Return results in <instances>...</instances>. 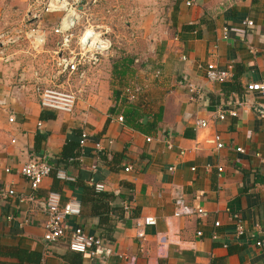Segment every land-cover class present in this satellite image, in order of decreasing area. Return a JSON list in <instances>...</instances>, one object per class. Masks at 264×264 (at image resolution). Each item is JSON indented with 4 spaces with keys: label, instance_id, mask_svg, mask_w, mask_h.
Here are the masks:
<instances>
[{
    "label": "crops",
    "instance_id": "crops-1",
    "mask_svg": "<svg viewBox=\"0 0 264 264\" xmlns=\"http://www.w3.org/2000/svg\"><path fill=\"white\" fill-rule=\"evenodd\" d=\"M162 1L142 34L144 65L134 74L139 82L131 84L145 86L144 95L132 103L125 100L129 106L119 100L96 109L83 102L85 95L73 114L42 110L30 85L14 86L21 69L31 80L37 61L19 52L14 65L0 63L14 116L10 124L0 112V187L26 198L55 193L61 204L78 203L80 215L68 220L69 228L80 227L103 241L94 257L70 252L67 238L46 249V214L29 201L10 198L0 202V264H126L129 258L140 264H264V163L256 156H264V119L258 112L264 100L245 88L264 80V0H196L191 7L186 0ZM24 3L0 0V31L37 8ZM11 15L17 18L9 20ZM246 20L253 25H244ZM43 23L49 32V18ZM210 63L228 70L230 80L209 82ZM157 70L161 77L155 79ZM188 84L200 95L190 93ZM232 110L237 117L228 115ZM200 120L207 122L205 128L196 127ZM83 131L88 140L80 148ZM215 135L223 144L219 150L212 142ZM68 144H74V155L65 164ZM96 144L103 150L97 152ZM32 156L53 167L35 193L21 174ZM128 166L132 170L125 172ZM57 170L74 182L57 179ZM95 183L112 198L98 196ZM179 207L188 213L176 217ZM197 208L207 216L195 215ZM145 217L156 224L142 228V242L136 224ZM26 218L30 224L19 228ZM238 222L245 229L241 237L236 236Z\"/></svg>",
    "mask_w": 264,
    "mask_h": 264
},
{
    "label": "built area",
    "instance_id": "built-area-1",
    "mask_svg": "<svg viewBox=\"0 0 264 264\" xmlns=\"http://www.w3.org/2000/svg\"><path fill=\"white\" fill-rule=\"evenodd\" d=\"M30 4L36 5V9L29 10L23 20L19 23L6 26L0 31V63L4 66H12L18 61L19 52H23L32 57L37 62L30 70L31 80L27 79V71L21 69L17 74L15 88L24 89L31 86V91L35 96L42 110L55 111L64 114H73L78 103L86 95L88 85L94 71L101 64L102 59L108 55L114 46L111 39V25H98L91 23L87 16L92 17L94 9L102 4V0H28ZM186 6L191 7L196 4V0H186ZM61 13L57 22L52 24L49 32L45 29L43 16ZM110 15L111 11L106 10ZM252 26L253 22L246 20L243 23ZM227 30L224 31V36ZM49 36H54L57 40L52 50H47ZM46 55V56H44ZM182 60H185L182 57ZM161 77V71L154 73V78ZM206 78L211 83H224L230 80L231 74L228 70H219L214 64L206 66ZM8 79L1 77L0 86L3 87V97L0 98V112L7 116V121L14 123V116L10 112L7 103L8 93L5 88H9ZM189 92L200 95V90L191 84L186 85ZM246 91L257 94L264 100V80L246 85ZM145 86L137 84L130 85L123 89V96L129 103L134 102L143 93ZM259 116L264 119V109L258 110ZM231 117H237L236 110L228 112ZM219 120L225 118L224 113L217 115ZM119 123L123 117L116 118ZM40 128L41 122L37 124ZM207 122L200 120L196 122L197 128H205ZM87 134L83 131L80 135L79 146L84 147L87 142ZM149 141L150 138H147ZM15 141H12L14 143ZM216 149H221L223 144L219 136L215 135L212 141ZM112 144V141H108ZM97 152L103 150L102 145H95ZM171 148V145H168ZM241 152L242 149H236ZM180 156L183 155L181 151ZM264 163V156L256 155ZM93 171H95V168ZM53 167L43 158L32 156L21 168L22 176L29 182L30 189L35 193L42 185L44 179L50 176ZM125 172L132 170L126 167ZM170 171L174 167L169 168ZM9 172V170H6ZM217 172L221 173L222 168L217 167ZM55 177L65 182H74V179L63 170H57ZM96 192H102L104 186L100 183L93 184ZM17 198L18 202H31L34 209L46 214L47 219L43 224V241L45 248L58 243L67 238V248L70 252L78 253L86 257H94L98 249L103 245L102 239L86 234L82 228H69L68 220L80 215V205L75 202L60 203L58 194L49 193L44 198H36L33 194L27 198L24 195H17L11 188L0 187V202L6 203L10 198ZM128 210V206H124ZM188 211L179 207L175 211L178 217ZM199 218H205L207 213L202 208L193 211ZM236 217V216H235ZM237 218V217H236ZM11 216L7 220H12ZM30 224L29 218L18 222V227L23 228ZM156 220L153 217H145L137 222V238L142 242L145 239L143 227L155 226ZM215 223V226H218ZM245 233L241 222L236 227V236L241 237ZM197 232V236H201ZM257 247H262V240L255 242ZM126 264H140L134 258H129Z\"/></svg>",
    "mask_w": 264,
    "mask_h": 264
},
{
    "label": "rangeland",
    "instance_id": "rangeland-1",
    "mask_svg": "<svg viewBox=\"0 0 264 264\" xmlns=\"http://www.w3.org/2000/svg\"><path fill=\"white\" fill-rule=\"evenodd\" d=\"M22 3H24V0H22ZM159 3H163V1L102 0V4L94 9L92 17L87 16L91 23L111 25V39L114 46L112 51L102 59L101 64L94 71L90 84L87 86L86 96L88 97H84V103H89L96 109L104 108L110 102H118L119 100L120 104L124 106L130 105L123 98L122 89L132 83L139 82L134 74L138 68L144 65L142 34L150 26V23L154 22L153 9ZM12 8L17 9V6L13 5ZM119 9L124 11L123 14H117ZM106 10L111 11V14L107 15ZM60 15L61 13H52L47 16L44 15L43 19L46 20L47 17L54 24ZM9 18V20H14L17 17L11 15ZM51 23H48V25H52ZM56 40V38L49 37L48 50L53 49ZM126 58L138 60V62L137 64L135 62L130 68L125 70L124 66L121 65V60ZM114 65H116L115 69H113ZM141 95H144V92L139 96ZM141 99L143 100L144 98L140 97V101ZM135 103L137 104V102Z\"/></svg>",
    "mask_w": 264,
    "mask_h": 264
},
{
    "label": "trees",
    "instance_id": "trees-1",
    "mask_svg": "<svg viewBox=\"0 0 264 264\" xmlns=\"http://www.w3.org/2000/svg\"><path fill=\"white\" fill-rule=\"evenodd\" d=\"M135 63V60H133V59H129V58H126V59H123V60H121V65L122 66H124V68H125V70L127 69V68H130V66L132 65V64H134ZM116 68V65H114V67H113V69H115ZM124 73V72H123ZM127 123L128 124H130L128 121H127ZM80 136V135H79ZM79 143V141L77 140V144ZM76 144V145H77ZM74 144H68V147H66L65 149H64V151H63V154H62V161L66 164L67 162L69 163V160H71V158H73V151H74ZM92 188L94 189V186H92ZM94 191H95V189H94ZM96 192V191H95ZM97 193H99V195L98 196H101V197H108V198H112L110 195H105L104 193H103V191L102 192H97Z\"/></svg>",
    "mask_w": 264,
    "mask_h": 264
}]
</instances>
